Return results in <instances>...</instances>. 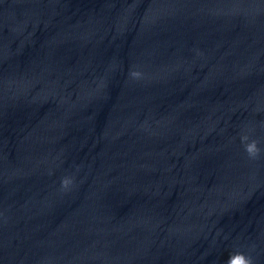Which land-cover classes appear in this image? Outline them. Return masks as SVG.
Wrapping results in <instances>:
<instances>
[{
	"label": "clouds",
	"instance_id": "9594fccd",
	"mask_svg": "<svg viewBox=\"0 0 264 264\" xmlns=\"http://www.w3.org/2000/svg\"><path fill=\"white\" fill-rule=\"evenodd\" d=\"M130 74L134 78H138L141 75V73H139L137 71H133ZM242 140L243 141H247L248 137L244 136V137H242ZM245 151L247 152V154L250 157H256V156H258V154L260 152V149H259V147L257 145V142L255 140H252L251 142H248V143L245 144ZM61 183H62V186L67 187L71 183V179L68 178V177H65V178L62 179ZM237 257H239L241 259L242 264H252L251 258L245 256L243 253L232 254L229 257V259L227 261V264H235V261H236Z\"/></svg>",
	"mask_w": 264,
	"mask_h": 264
},
{
	"label": "water",
	"instance_id": "95a60500",
	"mask_svg": "<svg viewBox=\"0 0 264 264\" xmlns=\"http://www.w3.org/2000/svg\"><path fill=\"white\" fill-rule=\"evenodd\" d=\"M247 257L251 258L252 264H264V239L248 253ZM238 264H242V261Z\"/></svg>",
	"mask_w": 264,
	"mask_h": 264
}]
</instances>
